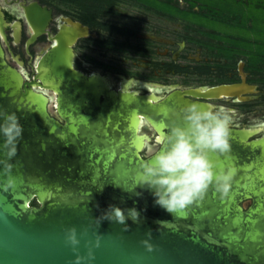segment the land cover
Segmentation results:
<instances>
[{
	"label": "water",
	"instance_id": "95a60500",
	"mask_svg": "<svg viewBox=\"0 0 264 264\" xmlns=\"http://www.w3.org/2000/svg\"><path fill=\"white\" fill-rule=\"evenodd\" d=\"M22 17L34 30L29 45L44 33L49 14L35 8ZM9 27L0 8V110L16 112L24 127L10 161L17 185L7 192L0 186V264H75L89 247L95 259L82 264H264V137L248 141L257 130H231L230 151L209 152L217 172L238 169L227 199L210 187L202 203L173 215L155 204L137 176L147 148L183 125L186 106L209 107L185 96L239 97L242 84L165 98L128 92L126 86L112 90L108 78L74 69L72 47L88 36V28L70 20L48 36L52 45L26 80L6 61ZM11 28L18 42L19 23ZM0 159H6L3 151ZM110 205L136 208L140 222L129 218L128 231L114 221L98 225L96 218ZM71 227L78 231V253L66 243Z\"/></svg>",
	"mask_w": 264,
	"mask_h": 264
},
{
	"label": "flooded vegetation",
	"instance_id": "af4514ba",
	"mask_svg": "<svg viewBox=\"0 0 264 264\" xmlns=\"http://www.w3.org/2000/svg\"><path fill=\"white\" fill-rule=\"evenodd\" d=\"M120 0H4L0 8L5 21L9 24L6 30L7 45L4 53L7 63L21 70L26 80H32L35 72V62L52 45L48 36H54L64 20L79 23L88 28V36L80 38L72 47L74 54V69L87 75H100L109 79L112 90L127 87L128 92L140 95H154L165 98L174 92L194 90L206 91L220 86L243 85L239 97H220L206 100L186 98L207 104L208 106H226L234 109L236 118L231 130H257L248 141L259 140L264 137V62L252 65L247 60L237 58L236 48L233 47L230 55L224 54L223 45L204 42L196 47L189 46L184 41L172 37L155 35L154 33L135 32L118 26L112 20L113 16L122 15L119 7ZM145 6L143 0H133ZM154 10H161L169 20L173 16L188 20L180 14H173L157 4H164L178 13H192L190 4L180 9L171 4V1H158ZM19 5L23 11L32 12L35 8L49 14V21L44 33L36 37L29 45L27 41L34 34L31 24L22 17L23 11L16 10ZM148 5V4H146ZM176 20V19H174ZM20 25V39L14 41L11 26ZM211 38L222 40L219 36ZM134 38L139 44L132 45L129 40ZM223 41V40H222ZM142 43V44H140ZM150 45H153L152 47ZM111 48L115 50L133 51L141 55L140 58H128L105 63L97 57L106 58V53L97 48ZM229 48V47H228ZM128 60L130 62H128ZM19 62L21 64H19ZM119 64L130 65L138 71L123 69ZM99 67L103 68L100 70ZM53 112V104L51 105ZM148 132L146 127L142 128ZM146 150L141 154L144 157Z\"/></svg>",
	"mask_w": 264,
	"mask_h": 264
},
{
	"label": "clouds",
	"instance_id": "9594fccd",
	"mask_svg": "<svg viewBox=\"0 0 264 264\" xmlns=\"http://www.w3.org/2000/svg\"><path fill=\"white\" fill-rule=\"evenodd\" d=\"M3 2L0 0V4ZM16 10L23 11L19 5ZM182 111L183 125L173 126L166 136L157 140L156 147L147 148L148 158L140 164L137 173L139 186L152 190L155 204L173 215L183 214L189 206L202 203L210 187L215 188L222 200L227 199L238 171L235 166H230L217 172L215 163L209 158V152L225 154L230 151L229 139L236 118L235 110L223 105L204 108L193 103ZM23 133L24 127L16 112L0 110V136L3 137L0 151L6 156V159H0V165L3 166L0 186L6 192L17 185V177L12 175L14 165L10 161L17 155ZM129 218L139 223L140 212L136 208L122 209L110 205L96 221L98 225L103 220L118 222L125 225L124 230L128 231L126 221ZM158 223L163 224L165 221ZM148 235L151 237V231ZM65 239L78 253L80 239L76 227L66 230ZM143 244L148 251L154 249L150 239L144 240ZM99 246L100 237L97 236L95 247ZM94 259L95 253L89 247L88 255H77L75 264Z\"/></svg>",
	"mask_w": 264,
	"mask_h": 264
},
{
	"label": "rangeland",
	"instance_id": "374dc122",
	"mask_svg": "<svg viewBox=\"0 0 264 264\" xmlns=\"http://www.w3.org/2000/svg\"><path fill=\"white\" fill-rule=\"evenodd\" d=\"M166 1V0H158ZM171 4L185 9L188 5L185 0H168ZM200 4L207 5L204 9L194 7L192 13H178L173 8L157 4L171 13L180 14L173 16L176 20H169L161 10L153 9L149 5L142 6L133 0H120L119 7L122 15L113 16L112 20L118 26H122L141 33H154L155 35L175 38L184 41L189 46L196 47L204 42L223 45L224 54L230 55L233 47L236 48L237 58L252 65L264 62V0H197ZM219 36L222 40L209 36ZM132 45L139 44L138 40L131 38ZM142 44V43H140ZM151 47L153 45H150ZM229 47V48H228ZM99 52L106 53V58L97 57L98 60L111 63L109 59L120 61L121 59L140 58L141 55L133 51L115 50L98 47ZM128 62H130L128 60ZM115 65V63H111ZM120 68L138 71L130 65H121ZM100 70L103 68L99 67Z\"/></svg>",
	"mask_w": 264,
	"mask_h": 264
},
{
	"label": "trees",
	"instance_id": "16d2710c",
	"mask_svg": "<svg viewBox=\"0 0 264 264\" xmlns=\"http://www.w3.org/2000/svg\"><path fill=\"white\" fill-rule=\"evenodd\" d=\"M143 1H144V3L148 4L149 6L150 5L153 6L155 3H158L155 0H143ZM185 1L190 4L191 8L198 7L200 9H204L205 6L207 8V5L200 4L199 1H197V0H185ZM161 5L165 6L162 3H161ZM31 206H37L35 201H32Z\"/></svg>",
	"mask_w": 264,
	"mask_h": 264
}]
</instances>
